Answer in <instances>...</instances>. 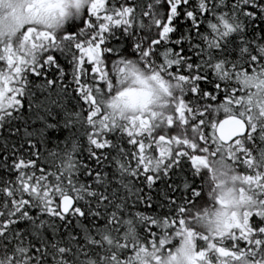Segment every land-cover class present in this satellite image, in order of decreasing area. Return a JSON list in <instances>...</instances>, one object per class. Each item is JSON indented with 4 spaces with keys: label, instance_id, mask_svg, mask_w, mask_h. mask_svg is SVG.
Returning <instances> with one entry per match:
<instances>
[{
    "label": "snow or ice",
    "instance_id": "snow-or-ice-1",
    "mask_svg": "<svg viewBox=\"0 0 264 264\" xmlns=\"http://www.w3.org/2000/svg\"><path fill=\"white\" fill-rule=\"evenodd\" d=\"M0 264H264V0H0Z\"/></svg>",
    "mask_w": 264,
    "mask_h": 264
}]
</instances>
